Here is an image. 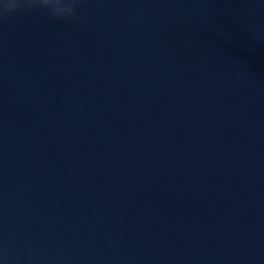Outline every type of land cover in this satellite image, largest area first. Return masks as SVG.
Masks as SVG:
<instances>
[{"label":"water","instance_id":"obj_1","mask_svg":"<svg viewBox=\"0 0 264 264\" xmlns=\"http://www.w3.org/2000/svg\"><path fill=\"white\" fill-rule=\"evenodd\" d=\"M0 21V264H264V0H79Z\"/></svg>","mask_w":264,"mask_h":264},{"label":"clouds","instance_id":"obj_2","mask_svg":"<svg viewBox=\"0 0 264 264\" xmlns=\"http://www.w3.org/2000/svg\"><path fill=\"white\" fill-rule=\"evenodd\" d=\"M79 0H0V21L25 12L42 11L54 20L78 19L75 8Z\"/></svg>","mask_w":264,"mask_h":264}]
</instances>
